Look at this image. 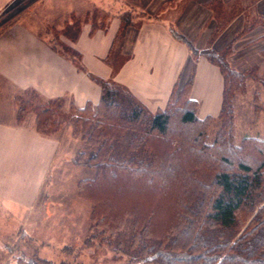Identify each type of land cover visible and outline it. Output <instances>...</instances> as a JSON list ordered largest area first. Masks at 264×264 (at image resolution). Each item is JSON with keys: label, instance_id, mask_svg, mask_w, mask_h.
<instances>
[{"label": "trees", "instance_id": "16d2710c", "mask_svg": "<svg viewBox=\"0 0 264 264\" xmlns=\"http://www.w3.org/2000/svg\"><path fill=\"white\" fill-rule=\"evenodd\" d=\"M236 13L216 23L209 43ZM172 35L221 73L213 141L212 116L198 117V103L189 97L192 77L163 108L151 111L125 86L90 75L100 87L98 102L68 110L59 98L35 105L36 130L48 134L65 123L89 144L87 155L77 157L94 170L80 191L93 202L88 229L98 248L112 247L127 224L128 264H264V140L244 138L235 145L231 103L246 77L257 78L255 68L241 73L230 67L231 42L197 51L182 35Z\"/></svg>", "mask_w": 264, "mask_h": 264}, {"label": "rangeland", "instance_id": "374dc122", "mask_svg": "<svg viewBox=\"0 0 264 264\" xmlns=\"http://www.w3.org/2000/svg\"><path fill=\"white\" fill-rule=\"evenodd\" d=\"M178 1L170 0V5L160 6L151 13L154 15H151L139 10L130 0H121L120 8L116 7L115 0H10L0 11V37L13 43V30H19L21 26L27 27L34 32L37 43L50 45L54 52L59 50L63 57L76 62L78 66L79 55L70 47V43L75 39L80 27L85 24L92 29L102 28L117 17L120 23L112 50V56H116L117 68L125 56L113 54V51L118 49L116 47L126 29L145 19L171 17L173 2L181 7L187 2ZM211 4L214 28L216 23L228 18L231 10L241 9L240 6L225 8L220 2L212 1ZM260 60L264 61L261 54L248 61ZM256 65H248L246 62L230 65L241 73L254 67L257 77H246L243 90H235L231 98L233 141L236 146H239L244 138L264 140V85L260 81L264 78L261 77L264 76V62ZM259 65L260 71L257 70ZM26 99L31 101V105H23ZM44 101L45 98L38 93L34 94L30 90L21 92L0 77L2 123L14 127L38 126L37 113L33 106ZM201 113L198 111L197 115L200 116ZM216 115H211L209 142L213 141L220 124ZM174 132L176 129L169 131ZM42 136L58 140L59 148L53 154L48 152L45 160L41 157L34 158L35 161H31L32 167H25L22 171L24 174L29 168L21 183L0 184L1 192L6 191L4 187H9L8 194L13 196V199H10L0 195V264H36V261L38 264H128L130 258L124 244L128 239L129 225L126 224L118 233L120 237L115 238L112 247L103 248H98L93 242L94 232L88 229L93 202L80 189L87 178L93 177L94 170L84 166L77 156L80 151L87 155L89 144L72 133L70 125L65 123ZM11 142H14L13 137L0 132V166L3 162L5 175L10 177V180L13 179V171H17V166L15 161L4 163V159L10 160L12 154L18 155L15 151H7ZM13 158L17 160L16 157ZM2 173L3 171L0 174ZM13 187L16 188L15 192ZM126 195L132 197L134 192ZM248 221H244L242 226L238 225V230L242 231Z\"/></svg>", "mask_w": 264, "mask_h": 264}, {"label": "crops", "instance_id": "0c3cea01", "mask_svg": "<svg viewBox=\"0 0 264 264\" xmlns=\"http://www.w3.org/2000/svg\"><path fill=\"white\" fill-rule=\"evenodd\" d=\"M9 1L0 0V11ZM120 1L115 0L117 8L121 7ZM130 1L149 14L160 6L170 5V0ZM212 1L220 2L225 8L240 6L241 9L236 10L237 13L209 43L215 23ZM173 4L171 17L155 16L158 19H145L126 29L116 47L118 49L113 51V54L125 56L117 68L116 56H112L120 23L117 17L102 28L92 29L85 24L80 27L70 43V47L79 55L78 66L76 62L72 61L73 64L63 57L59 50L54 52L50 45L38 44L34 32L21 26L12 32L13 43L0 37V77L21 92L30 90L44 97L45 101L38 105L51 99H61L65 110L70 105L81 108L88 102H98L100 87L90 75L111 79L128 88L151 111L163 108L172 91L181 88L192 77L189 97L198 103L196 114L202 112L197 116L216 115L223 89L219 68L203 55L192 58L187 46L173 37L172 31L187 38L199 51L207 47L220 50L231 42L233 52L228 59L231 66L245 62L248 65H261L263 60H248L259 57L264 50V0H187L182 7L178 3ZM260 65L257 67L259 71ZM23 102L31 103L27 99ZM0 132L13 137L14 142L8 144L7 151L18 153L17 156L12 154L10 160L4 159V163H16L17 171H13V179L5 175L2 162L0 184L21 183L29 168L24 174L22 171L25 167H32L34 158L45 160L48 152L53 154L60 146L58 140L39 134L36 126L14 127L0 121ZM9 189L4 187L6 191H0V195L13 199L8 194ZM12 190L15 192L16 188Z\"/></svg>", "mask_w": 264, "mask_h": 264}]
</instances>
